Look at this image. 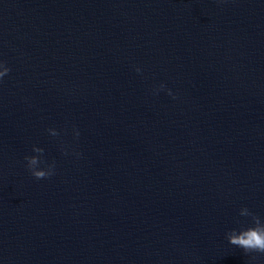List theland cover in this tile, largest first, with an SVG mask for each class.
Returning a JSON list of instances; mask_svg holds the SVG:
<instances>
[{
	"label": "water",
	"instance_id": "95a60500",
	"mask_svg": "<svg viewBox=\"0 0 264 264\" xmlns=\"http://www.w3.org/2000/svg\"><path fill=\"white\" fill-rule=\"evenodd\" d=\"M0 63V264H264V0H0Z\"/></svg>",
	"mask_w": 264,
	"mask_h": 264
},
{
	"label": "clouds",
	"instance_id": "9594fccd",
	"mask_svg": "<svg viewBox=\"0 0 264 264\" xmlns=\"http://www.w3.org/2000/svg\"><path fill=\"white\" fill-rule=\"evenodd\" d=\"M0 80L11 71L9 67H6L4 63H0ZM137 73L141 72V69L136 68ZM164 85L161 84L156 91L164 90ZM168 95L172 96L171 90L168 91ZM176 97L173 96V99ZM75 131V129H74ZM48 132L53 137L58 136L59 133L53 129H48ZM75 136L79 137V132L75 131ZM32 151L37 155L25 156L24 159L27 162V170L36 180L47 179L55 175V162L48 164L42 157L44 150L39 147H33ZM65 155L68 153L65 151ZM79 155V154H77ZM43 165V167H41ZM239 215L242 217H251L252 224L248 227H241L239 231L233 229L226 233V238L228 242L236 247H239L247 253H260L264 254V222L261 218L251 211L248 208L244 207L240 209Z\"/></svg>",
	"mask_w": 264,
	"mask_h": 264
}]
</instances>
